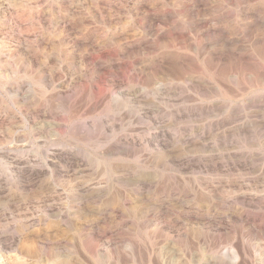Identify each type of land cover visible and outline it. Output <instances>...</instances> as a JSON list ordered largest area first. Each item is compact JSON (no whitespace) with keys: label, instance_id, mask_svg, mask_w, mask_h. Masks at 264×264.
Wrapping results in <instances>:
<instances>
[{"label":"rangeland","instance_id":"obj_1","mask_svg":"<svg viewBox=\"0 0 264 264\" xmlns=\"http://www.w3.org/2000/svg\"><path fill=\"white\" fill-rule=\"evenodd\" d=\"M0 264H264V0H0Z\"/></svg>","mask_w":264,"mask_h":264}]
</instances>
